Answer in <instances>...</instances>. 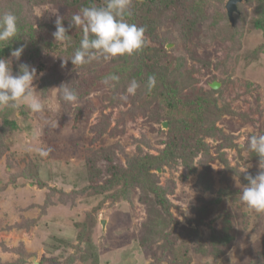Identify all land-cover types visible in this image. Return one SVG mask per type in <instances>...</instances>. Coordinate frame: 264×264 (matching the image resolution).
<instances>
[{
	"label": "rangeland",
	"instance_id": "374dc122",
	"mask_svg": "<svg viewBox=\"0 0 264 264\" xmlns=\"http://www.w3.org/2000/svg\"><path fill=\"white\" fill-rule=\"evenodd\" d=\"M227 1L132 0L142 50L62 67L82 30L55 42L56 15L67 28L105 0H0L19 17L5 47L26 45L13 73L42 72L45 104L0 110V264H264V213L239 200L241 170H260L247 138L264 134V0L238 2L233 22ZM67 82L75 107L61 99Z\"/></svg>",
	"mask_w": 264,
	"mask_h": 264
},
{
	"label": "clouds",
	"instance_id": "9594fccd",
	"mask_svg": "<svg viewBox=\"0 0 264 264\" xmlns=\"http://www.w3.org/2000/svg\"><path fill=\"white\" fill-rule=\"evenodd\" d=\"M131 3L132 0H105L103 6L84 7L72 16L67 28L62 16L56 15L55 31L52 32L55 42L70 46L69 29L74 27L82 30L79 47L68 59L60 56L61 66H66L69 60L73 66H84L93 61H110L118 56H131L142 50L147 43L145 28L129 23L126 19L132 16ZM18 33L17 14L11 10L0 11V46H7ZM25 47L22 44L12 49L10 58H0V110L27 107L33 114H43L45 104L37 94L34 83L43 73H38L36 67L27 63H19V70L13 73L12 59L20 61ZM119 80V76L109 74L103 78L102 83L114 88ZM155 85V76H149L147 89L151 91ZM139 87V83L133 79L126 88L127 95H122L121 99L127 100L128 95L134 96ZM59 89L63 102L75 107L78 95L69 82L62 83ZM240 146L243 148L244 143L241 142ZM247 150L259 157L260 170L255 176L247 172L248 167L241 170L247 183L240 191L239 200L246 210L264 213V134L249 136ZM40 154L45 155L46 152L41 150Z\"/></svg>",
	"mask_w": 264,
	"mask_h": 264
},
{
	"label": "trees",
	"instance_id": "16d2710c",
	"mask_svg": "<svg viewBox=\"0 0 264 264\" xmlns=\"http://www.w3.org/2000/svg\"><path fill=\"white\" fill-rule=\"evenodd\" d=\"M154 2L155 0H150V2ZM168 2L171 4H173L172 0H168ZM216 11V10H215ZM214 11V12H215ZM154 48H152L151 46H148V52L146 54V56H149V52H151ZM11 50L9 48H6V47H3V46H0V58H5L7 57V54L8 52H10ZM146 58V57H145ZM147 64V63H146ZM175 90L173 89L172 92H171V95H170V99L171 97L175 96ZM197 96H200L199 94H197ZM170 99H169V102H170ZM206 99H202L201 100V97H198V98H195L194 100L191 99L189 102H187V104H193V107L196 108L197 107V104H200L202 101H205ZM209 102V99L207 100ZM171 103V102H170ZM203 103V102H202ZM202 113H208V110H207V106H203L202 108ZM150 163H153V162H150Z\"/></svg>",
	"mask_w": 264,
	"mask_h": 264
},
{
	"label": "water",
	"instance_id": "95a60500",
	"mask_svg": "<svg viewBox=\"0 0 264 264\" xmlns=\"http://www.w3.org/2000/svg\"><path fill=\"white\" fill-rule=\"evenodd\" d=\"M240 1H242V0H228L227 3H226V8H227V11H228V17H229V19H230L231 22L234 21L233 12L238 10L237 3L240 2ZM211 86H212V88H218L219 87V83L213 82ZM164 126H166V123H165ZM33 261L36 264H38L35 261V259H33Z\"/></svg>",
	"mask_w": 264,
	"mask_h": 264
},
{
	"label": "bare ground",
	"instance_id": "6f19581e",
	"mask_svg": "<svg viewBox=\"0 0 264 264\" xmlns=\"http://www.w3.org/2000/svg\"><path fill=\"white\" fill-rule=\"evenodd\" d=\"M37 262V261H36Z\"/></svg>",
	"mask_w": 264,
	"mask_h": 264
}]
</instances>
